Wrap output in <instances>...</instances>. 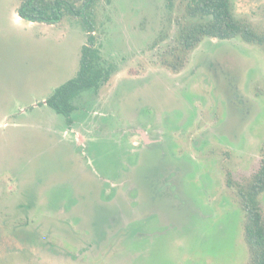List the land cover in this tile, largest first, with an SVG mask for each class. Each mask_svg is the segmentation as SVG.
Here are the masks:
<instances>
[{"label": "rangeland", "instance_id": "374dc122", "mask_svg": "<svg viewBox=\"0 0 264 264\" xmlns=\"http://www.w3.org/2000/svg\"><path fill=\"white\" fill-rule=\"evenodd\" d=\"M182 1H99L115 73L69 126L45 101L78 74L83 24L0 0V264H248L228 178L262 159L264 46L206 38L173 71ZM232 3L264 31V0Z\"/></svg>", "mask_w": 264, "mask_h": 264}, {"label": "trees", "instance_id": "16d2710c", "mask_svg": "<svg viewBox=\"0 0 264 264\" xmlns=\"http://www.w3.org/2000/svg\"><path fill=\"white\" fill-rule=\"evenodd\" d=\"M99 1L22 0L17 10L22 19L48 25L61 24L71 16L80 20L87 32L77 76L59 86L46 100V104L55 112L66 117L69 126L78 108L77 99L84 93L97 94L115 73L114 62L104 57L96 37L95 14ZM182 2V12L176 17L178 32L175 44L168 47L163 56V63L173 71H181L190 53L206 38H241L244 42L264 46V31L239 17L233 0ZM261 155L259 168L250 178L243 182L228 178V185L235 188L246 217L243 230L250 251L248 264H264V212L260 202L264 194V147ZM228 175L231 176L229 171Z\"/></svg>", "mask_w": 264, "mask_h": 264}, {"label": "crops", "instance_id": "0c3cea01", "mask_svg": "<svg viewBox=\"0 0 264 264\" xmlns=\"http://www.w3.org/2000/svg\"><path fill=\"white\" fill-rule=\"evenodd\" d=\"M18 19H20V16H18Z\"/></svg>", "mask_w": 264, "mask_h": 264}, {"label": "water", "instance_id": "95a60500", "mask_svg": "<svg viewBox=\"0 0 264 264\" xmlns=\"http://www.w3.org/2000/svg\"><path fill=\"white\" fill-rule=\"evenodd\" d=\"M46 102V101H45Z\"/></svg>", "mask_w": 264, "mask_h": 264}]
</instances>
